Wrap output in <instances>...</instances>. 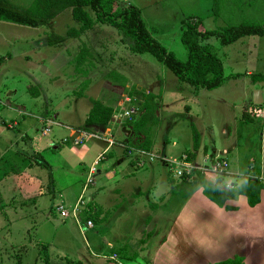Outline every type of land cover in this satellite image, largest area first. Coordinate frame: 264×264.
I'll return each instance as SVG.
<instances>
[{
    "label": "rangeland",
    "instance_id": "obj_1",
    "mask_svg": "<svg viewBox=\"0 0 264 264\" xmlns=\"http://www.w3.org/2000/svg\"><path fill=\"white\" fill-rule=\"evenodd\" d=\"M9 1L27 7L33 0ZM121 1L139 8L152 37L181 61L187 57L181 41L187 22L199 20L198 31H219L244 22L264 21V0ZM78 26L69 10L60 13L49 25L37 28L0 21V264H42L46 256L48 264H117L115 256L137 251L144 245L142 241L148 239L147 232L155 226L159 236L167 232L171 220L165 219L178 212L180 224L186 225L184 229L191 235V245L197 249L202 243L196 234H203L213 226L217 231L221 223L212 219L208 207L198 197L199 185H183L182 178H172L161 161L153 165L162 176L168 173L177 179L180 184L174 186L175 190L179 188L187 196L195 194L191 202L176 194L174 204L162 207L163 221L150 222L143 215L141 221L132 222L136 227L128 232L129 236L120 239L129 227L123 224L121 231L114 230L115 207L109 204L110 182L106 181L99 191L103 182L98 175H93L92 182L86 185L78 213L80 223L72 216L62 219L56 207L62 203L70 210L74 206L67 204L65 197L80 195L90 163L106 146L99 138H88L80 144L64 139L73 131L82 130L105 136V127L82 128L90 99L96 98L111 106L114 116L129 107L135 111L134 120L147 113L139 134L121 143L118 155L126 154L125 147H135L148 134L151 151L170 157L186 154L187 159L193 153L191 160L194 162L195 157L201 162L203 154L207 152L209 158L215 149L223 147L224 137L236 126L237 118V123H244L241 130L248 129L251 134L242 132L243 144L239 143L236 151L240 161L235 164L228 155L229 170L243 167L247 156L259 145L251 151L244 146L253 141L257 126L245 117L241 120V108L246 107L250 119H260L257 116L264 102L260 109L253 107L250 98L255 88L246 72H264V35H246L226 45L214 35L200 40L223 65V82L207 90L182 82L149 53H132L128 49L129 39L122 38L114 27L106 24L96 23L79 38L66 37L60 46L47 45L50 32L64 35L70 27ZM83 44L89 48L90 55L78 72L74 57ZM85 79L87 87L78 95ZM32 87L37 88L36 94L30 90ZM228 126L231 130L223 134L222 129ZM45 127L49 131L43 134ZM118 128L117 123L110 127L115 141L124 136ZM193 129L199 134V146L195 150ZM34 149H38L40 156H36L38 152ZM114 149L113 146L110 150ZM43 161L49 167L39 164ZM100 166L104 172L113 170L108 158L99 161L96 168ZM204 177L213 182L216 173L207 171ZM223 177L226 182L242 179L233 174ZM60 192L65 193L63 200ZM87 196L91 202L85 203ZM147 197L142 199L152 201V197ZM171 197L169 194L168 199ZM140 208L147 214L153 210L150 202ZM88 219L93 220V227L83 228L81 232L84 225L81 222ZM157 245L158 239L151 237L147 244L149 258ZM205 249L195 253L194 264H202L200 258L204 259ZM247 255V264H264V233ZM161 263L167 264L164 258Z\"/></svg>",
    "mask_w": 264,
    "mask_h": 264
},
{
    "label": "crops",
    "instance_id": "obj_2",
    "mask_svg": "<svg viewBox=\"0 0 264 264\" xmlns=\"http://www.w3.org/2000/svg\"><path fill=\"white\" fill-rule=\"evenodd\" d=\"M264 67V63L263 66ZM264 69V68H262ZM248 75L256 74L251 73L250 71L246 72ZM264 75V72H258ZM260 79V78H254ZM264 81L256 80L255 82L252 81V85H254L255 89H264L261 87ZM251 97V95H250ZM252 99V97L250 98ZM264 105V104H263ZM262 105V106H263ZM244 106V105H243ZM261 107V106H260ZM264 108V107H263ZM87 115V113H86ZM86 117V116H85ZM247 122H255V126H257L256 131H254L253 141L251 144L244 143L245 148L251 149L254 147L256 148L258 145V149H254L252 151L253 154L248 155L245 159V165L243 167L236 168L237 170H229V158L228 155L233 157L234 163L237 164L239 159L238 152L236 153L237 145L242 143L240 141L242 132L249 133L248 129L242 128V124L237 123V118L235 119L236 126L231 128L228 126L223 128V134H228V129H230V133L225 138L226 143L223 144L228 145L226 148L215 149L212 156L207 155V152L203 154L201 162H197L195 157L193 158L194 162L191 160V155H188V159L192 161V163L196 166L202 165L208 162L210 159L221 158L227 162V169L224 172L225 174H233L235 176H241L242 179L239 182H226L224 177L222 178V183L228 184H239L242 182L243 178L246 176L249 177H258L261 181L264 182V141L261 139L262 133V123L264 120L260 118L258 115L257 117L260 118L259 120L255 121V119L247 120V115L244 116ZM255 118V117H253ZM257 118V119H258ZM46 121V120H45ZM118 122L112 118L111 123L108 126H104V132L110 131V127ZM246 124V123H245ZM119 132L122 133L123 139L118 140L116 145H114V151L108 150L104 159H109V164L113 167L112 171L104 172L103 166H100L97 169V172L94 175L102 176L101 180L103 184L99 186V191H101L105 185V182L109 180V188L111 189V193H109V204L115 207L114 209V223L113 228L114 230H120L123 228L124 225H127L129 228H126L127 233L124 232V236L119 237L120 239L126 238L129 236L128 232H132L134 230L135 225L132 222L141 221V216H147L148 219L150 218V222H157L163 221V217L160 216L164 213L162 207L170 206L174 204V197L176 194L181 195L184 201L187 198V202H191L193 200V196L195 194H191L187 196V194L181 193L178 190L174 189V186H179V182L177 179H172L169 177L168 173H164V176L158 172L156 167H154V163L147 164L144 167H136L133 161V156H127V154H119L118 151L121 149L119 148L121 143L124 144V141L127 143L125 136L129 135L131 128H128L130 131L122 132L121 128L123 127L122 124H118ZM96 128V127H92ZM72 134V133H71ZM70 134V135H71ZM69 135V136H70ZM114 137V136H113ZM57 149V147H54ZM113 148V147H112ZM36 152L39 151L38 149H34ZM103 149L101 150V152ZM100 152V153H101ZM256 153V154H255ZM99 154V153H98ZM97 154V155H98ZM193 154V153H191ZM94 157V159L97 157ZM182 155V154H181ZM186 155V154H185ZM193 156V155H192ZM259 157V158H258ZM113 158V161L111 160ZM257 159L259 161L257 162ZM92 160V162L94 161ZM91 162V163H92ZM90 163V165H91ZM89 165V166H90ZM108 165V164H107ZM110 167V168H111ZM89 169V168H88ZM144 171H146L144 173ZM104 173V174H103ZM195 174L183 180V185L192 186L198 185V178ZM205 173V172H203ZM181 179V178H180ZM164 181V182H163ZM196 183V184H195ZM221 183V185H222ZM167 185V186H166ZM84 186L81 189L80 195L77 194L75 197L72 196L71 198L67 195L65 200L67 204L73 205L75 204L78 199L81 197L83 198L84 193ZM202 188L199 185L197 188V195L200 197V200L205 203L206 207H208L210 214H212V219L221 223L218 230H213L214 226L209 228V231H205V233H198L196 236L201 239L202 245L197 246V249L194 245H191L190 240V233L185 230L184 228L186 225L180 224V212L176 214H172L171 218H166L165 220L170 221L171 224L167 232L163 233L159 236V231L157 232L158 226L154 227L151 231L147 232L148 239L143 240V246H140L137 251H133L131 254L125 252V254L121 256H115V260L117 264H162L161 260L164 258L167 264H194L195 262V253H202L201 248L206 247L205 254L202 255L204 259L202 264H211L217 261L225 260L227 258H231L235 255H239L243 257V261L247 264L249 263V258L247 253H249L250 249H253L259 242L260 234L264 233V190L260 191L259 196V203L253 207L248 206L246 202V198L244 196H239L236 200H227L226 204L234 207L233 210H226L223 207H218L209 199H207L201 192ZM126 195L123 201H121V197ZM169 194H172L171 200L168 199ZM65 196L64 192H60V197L63 200ZM149 196L152 197V201L143 200L142 197ZM149 197H147L149 199ZM166 197V198H165ZM180 197V196H179ZM166 200L164 203L163 201ZM244 203H242V201ZM85 203L91 202L90 198L87 196L84 200ZM146 201V202H144ZM150 202L151 208H153L150 213H146L142 207L144 204ZM66 204V205H67ZM59 205H63L62 203ZM98 213V212H97ZM146 219V218H145ZM86 221V220H85ZM93 222V220H92ZM120 222V223H119ZM149 222V223H150ZM80 223V222H79ZM84 224L83 222H81ZM124 224V225H123ZM147 225V224H146ZM93 227V226H92ZM91 227V228H92ZM83 228L81 227V232H83ZM88 229V228H84ZM142 229V228H141ZM156 231V232H155ZM213 231V232H212ZM119 235H121L119 233ZM156 237L158 239V245L154 252H152L151 257L149 258V253L147 250V244L151 237ZM150 237V238H149ZM213 239V240H212ZM204 240V242L202 241ZM198 258V257H197ZM118 259V260H117ZM199 259V258H198ZM114 260V261H115ZM149 260V262L147 261Z\"/></svg>",
    "mask_w": 264,
    "mask_h": 264
},
{
    "label": "trees",
    "instance_id": "obj_3",
    "mask_svg": "<svg viewBox=\"0 0 264 264\" xmlns=\"http://www.w3.org/2000/svg\"><path fill=\"white\" fill-rule=\"evenodd\" d=\"M216 5V2L214 3ZM69 10L73 20L79 26L70 27L64 35L50 32L46 42L49 46H60L66 37L79 38L82 34L91 30L96 23L106 24L114 27L122 38L129 39L128 49L132 53H149L158 62L168 68L178 79L194 88L212 90L221 85L224 79L223 65L215 53L208 49L207 45L199 43L212 35L216 36L222 45L230 44L246 35H264V21L261 24L241 23L237 26L225 27L219 31H198L195 22H187L181 34V41L187 50V57L184 61L179 60L171 51L154 39L146 27L141 16L140 9L132 4H122L121 0H33L27 7H19L9 0H0V21L19 24L37 28L49 23L60 13ZM92 14H91V13ZM90 50L82 45L74 57L75 69L82 71L81 66L87 61ZM252 81H264V75L260 73L251 74ZM260 78V79H254ZM88 80L85 79L77 93L82 94L87 87ZM33 94L37 88H30ZM254 107V105H253ZM260 109V106H255ZM241 120L247 115L246 107L241 108ZM147 113H142L136 120L127 122L130 127L129 137L139 134L140 128ZM114 116V109L106 105L102 100L91 98L90 108L83 120L82 128L106 127L111 123ZM149 117V116H148ZM251 120L250 117H246ZM199 146V134L193 129V149ZM135 148L150 150L151 141L148 134H144ZM40 156V154H36ZM192 156V154H191ZM44 167H49L45 161L39 162ZM224 173H216L215 181L210 182L204 177L203 172H198V185L202 188V194L218 207L226 210H233L234 207L227 205V200H236L244 196L248 206L253 207L259 203L260 191L264 190V182L258 177L246 176L239 184H233L231 188H225L222 183ZM50 177L49 184H52ZM44 248V246L42 247ZM42 264H48L47 256ZM211 264H246L243 257L235 255L225 260Z\"/></svg>",
    "mask_w": 264,
    "mask_h": 264
},
{
    "label": "built area",
    "instance_id": "obj_4",
    "mask_svg": "<svg viewBox=\"0 0 264 264\" xmlns=\"http://www.w3.org/2000/svg\"><path fill=\"white\" fill-rule=\"evenodd\" d=\"M135 111L132 107H129L125 110H120L116 116L113 117L114 120L118 122V124H126L127 122L134 121ZM262 120H264V108L258 114ZM46 122V121H45ZM264 122V121H263ZM49 131L48 127L44 128L43 134ZM88 138H99L105 144V148L101 153L97 155L94 161L91 163L88 169V178L86 183L84 184V191L86 185L92 182V176L97 172V164L99 161L105 158L106 153L110 148L114 145L118 144L115 141L113 135L110 134V131H106L105 136L100 137L99 135H95L89 131H73V134L70 135L64 141H68L72 144H80L85 139ZM127 152V156H133L134 164L136 167H144L147 164L161 161L165 166L168 167V173L172 178H184L188 179L192 177L196 171L198 172H215V173H224L227 169V162L221 158L210 159L208 162L202 165H194L192 161L187 159V155H181L178 157H170L157 154L151 150H143L135 147H125ZM225 188H231L232 185L228 183H222ZM82 203V197L78 199L76 204L71 207L70 210L66 209L63 205H59L56 207V211L60 215L62 219H67L72 216L76 222H80L78 219V213L80 212V204ZM93 226L92 220L88 219L85 221L83 227L91 228Z\"/></svg>",
    "mask_w": 264,
    "mask_h": 264
},
{
    "label": "water",
    "instance_id": "obj_5",
    "mask_svg": "<svg viewBox=\"0 0 264 264\" xmlns=\"http://www.w3.org/2000/svg\"><path fill=\"white\" fill-rule=\"evenodd\" d=\"M264 102V89H255L252 95V103L253 105L260 106ZM262 133H261V139L264 141V122L262 123ZM122 132L130 131L128 128L123 126L121 128Z\"/></svg>",
    "mask_w": 264,
    "mask_h": 264
}]
</instances>
